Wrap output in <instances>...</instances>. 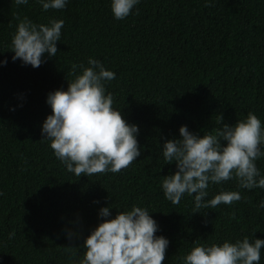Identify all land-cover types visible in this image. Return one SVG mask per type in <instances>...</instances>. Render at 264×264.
<instances>
[{"label": "trees", "instance_id": "16d2710c", "mask_svg": "<svg viewBox=\"0 0 264 264\" xmlns=\"http://www.w3.org/2000/svg\"><path fill=\"white\" fill-rule=\"evenodd\" d=\"M208 2L140 0L116 20L111 0H68L63 10L47 12L37 0H0V60L7 61L0 66V264H78L108 206L110 218L134 205L152 214L156 235L169 240L163 264H184L197 241L264 240V189H240L235 180L210 184L206 200L221 191L244 199L193 214L194 196L173 205L161 186L176 171L162 146L181 138V126L202 137L221 126V114L235 125L249 112L264 124V0ZM17 14L36 24L64 21L56 57L45 54L39 68L12 61ZM89 58L115 73L106 93L138 126L141 155L119 173L78 177L42 141V125L52 114L47 95L67 90L71 66L87 67ZM256 163L264 176V157ZM69 231L78 237L70 240ZM65 247L78 248L76 255Z\"/></svg>", "mask_w": 264, "mask_h": 264}, {"label": "clouds", "instance_id": "9594fccd", "mask_svg": "<svg viewBox=\"0 0 264 264\" xmlns=\"http://www.w3.org/2000/svg\"><path fill=\"white\" fill-rule=\"evenodd\" d=\"M37 2L47 12L63 10L68 0ZM14 3L27 5L29 0H14ZM139 3L140 0H111V12L116 20H124ZM210 6L205 0V7ZM14 18L18 24L11 41L13 62L20 60L35 69L45 62V54L56 57V45L64 26L62 19H51L45 25L33 23L27 16L21 18L19 14ZM6 64V60H0V66ZM87 65L73 64L69 75L74 79L67 81V90L58 89L47 95L46 103L52 114L43 122L42 141H49L55 157L78 177L119 173L141 155L139 128L127 122L122 112L113 107V95L106 93L105 82L114 80L115 73L106 70L95 58H89ZM219 121L220 127L202 137L181 126V138L167 140L162 146L163 158L176 168L174 174L162 179L164 196L173 205H178L185 194L194 196L193 214L244 199L239 191H221L206 200L210 184L235 180L240 189H264V176L256 163L264 157V124L252 112L235 125L224 123L222 114ZM259 207L264 208V202ZM111 210L110 206L99 210L101 222L84 240L82 246L86 251L78 264H163L169 240L156 235L159 227L152 214L134 205L131 210L117 211L115 218H110ZM78 235L68 232L70 240ZM262 248L264 240L249 237L210 246L197 241L183 262L260 264ZM77 249L65 247L73 256Z\"/></svg>", "mask_w": 264, "mask_h": 264}]
</instances>
